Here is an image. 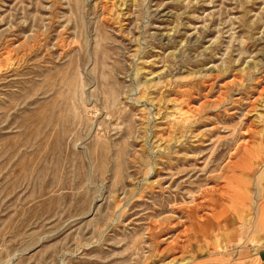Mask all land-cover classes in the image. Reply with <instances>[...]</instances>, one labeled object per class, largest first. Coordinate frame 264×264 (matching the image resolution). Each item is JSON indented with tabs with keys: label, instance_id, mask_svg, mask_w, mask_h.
<instances>
[{
	"label": "rangeland",
	"instance_id": "374dc122",
	"mask_svg": "<svg viewBox=\"0 0 264 264\" xmlns=\"http://www.w3.org/2000/svg\"><path fill=\"white\" fill-rule=\"evenodd\" d=\"M262 204L264 0H0V264L264 251Z\"/></svg>",
	"mask_w": 264,
	"mask_h": 264
},
{
	"label": "crops",
	"instance_id": "0c3cea01",
	"mask_svg": "<svg viewBox=\"0 0 264 264\" xmlns=\"http://www.w3.org/2000/svg\"><path fill=\"white\" fill-rule=\"evenodd\" d=\"M219 246L223 251L227 250L226 243L219 242L217 247ZM182 264H264V251H252L249 248H241L234 253H217L201 256L189 263Z\"/></svg>",
	"mask_w": 264,
	"mask_h": 264
},
{
	"label": "bare ground",
	"instance_id": "6f19581e",
	"mask_svg": "<svg viewBox=\"0 0 264 264\" xmlns=\"http://www.w3.org/2000/svg\"><path fill=\"white\" fill-rule=\"evenodd\" d=\"M199 206V205H198ZM264 225V204L261 205L260 207V216L258 217L257 221H256V226L258 227H262ZM257 244L264 243V239L262 240H257L255 241ZM183 263V262H182Z\"/></svg>",
	"mask_w": 264,
	"mask_h": 264
}]
</instances>
